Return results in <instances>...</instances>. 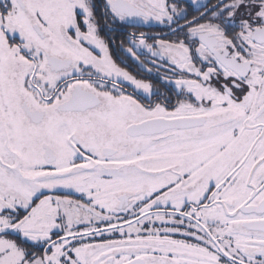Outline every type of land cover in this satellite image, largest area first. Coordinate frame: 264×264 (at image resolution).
<instances>
[{
  "label": "snow or ice",
  "instance_id": "snow-or-ice-1",
  "mask_svg": "<svg viewBox=\"0 0 264 264\" xmlns=\"http://www.w3.org/2000/svg\"><path fill=\"white\" fill-rule=\"evenodd\" d=\"M0 264H264V0H0Z\"/></svg>",
  "mask_w": 264,
  "mask_h": 264
}]
</instances>
